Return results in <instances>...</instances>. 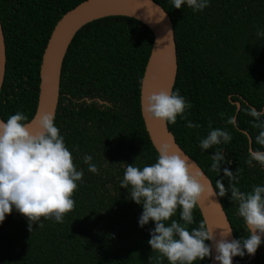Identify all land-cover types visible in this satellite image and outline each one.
I'll return each instance as SVG.
<instances>
[{"label":"trees","instance_id":"1","mask_svg":"<svg viewBox=\"0 0 264 264\" xmlns=\"http://www.w3.org/2000/svg\"><path fill=\"white\" fill-rule=\"evenodd\" d=\"M86 0H0L6 40V77L0 93V117L18 112L30 120L35 112L40 66L57 22ZM174 25L178 74L173 92L191 105L170 127L181 148L204 170L216 188L223 168L238 178L248 193L264 186V166H249V148L259 129L248 110L264 112V0H209L194 12L187 5L175 9L173 0H154ZM153 35L140 21L108 17L83 27L66 53L55 124L64 136L83 181L75 192L74 210L63 217L41 218L33 230L13 209L0 224V264H169L148 243L155 222L139 225L142 205L121 188L126 165L143 168L156 162L140 111V90ZM237 104L241 105L240 110ZM235 116L237 124H228ZM264 120V117L261 118ZM188 121L199 127L188 128ZM211 129L228 131L232 140L203 150L200 142ZM252 138V145L244 133ZM225 155L221 172L212 170L211 156ZM99 168L88 171L84 156ZM239 169V172L237 170ZM235 183V181H231ZM220 197V196H219ZM237 240L249 235L238 215L230 189L220 197ZM189 230L203 221L198 207ZM173 219L183 223L180 210ZM151 258V259H150ZM196 264H210V258ZM236 264H264V243L255 256H237Z\"/></svg>","mask_w":264,"mask_h":264},{"label":"clouds","instance_id":"2","mask_svg":"<svg viewBox=\"0 0 264 264\" xmlns=\"http://www.w3.org/2000/svg\"><path fill=\"white\" fill-rule=\"evenodd\" d=\"M173 4L175 9L187 5L198 12L209 7V0H173ZM257 34L264 35V32ZM141 103L151 119L165 124H175L178 117L187 119L183 114L191 107L179 92L170 90L153 92ZM247 114L254 118L252 127L260 130L255 143L264 147V120L261 119L264 112L253 108ZM227 122L237 124L235 116ZM186 126L199 127L191 121ZM209 127L208 135L200 142L201 149L208 150L232 140L228 131L211 129V124ZM157 151V160L151 165L140 168L127 164L121 181V188L130 189L131 199L143 207L139 225L144 227L150 221L155 222L148 241L152 250L165 257L169 264H196L212 258L213 245L217 264H233V257H243L245 253L255 256L264 243V186H255L245 193L236 186L237 176L223 168V175L229 178L230 184L226 188L223 180H218V195L224 197L230 189L231 200L238 202V215L249 235L230 241L232 230L229 227L218 240L215 228L204 221L198 228H188L194 223V210L209 195L202 173L171 145L164 144ZM211 159L212 170L221 172V162L225 160L222 151L217 149ZM254 161L264 166V151L249 148L247 163L254 166ZM84 163L89 172L99 173L92 156L85 155ZM83 176L53 114H42L29 121L24 113L18 112L7 121L0 120V224L13 209L27 218L30 232L34 224L43 227L39 223L41 218H54L62 223L63 217L74 210L73 196ZM216 194L215 190L210 193L211 196ZM178 209L183 223L173 219Z\"/></svg>","mask_w":264,"mask_h":264},{"label":"water","instance_id":"3","mask_svg":"<svg viewBox=\"0 0 264 264\" xmlns=\"http://www.w3.org/2000/svg\"><path fill=\"white\" fill-rule=\"evenodd\" d=\"M124 16L134 18L149 28L153 35V45L148 58L140 90V111L149 140L158 154V149L168 144L182 153L204 177V183L209 189V195L198 205L203 221L215 228L214 233L219 240L221 233L229 227L232 232L228 239L235 238L232 225L218 195L211 196L215 190L213 182L200 167L178 144L170 123H161L151 119L142 109V100L153 92L170 90L173 92L178 74V56L174 25L167 11L154 0H86L67 12L55 25L44 50L40 66V83L38 99L32 121L42 114H53L56 117L60 90L61 73L66 53L76 34L86 25L95 21ZM7 49L0 14V93L6 77ZM238 110L241 105L237 104ZM255 109V108H254ZM0 120L1 117H0ZM250 146L252 138L244 132ZM217 192V191H216ZM264 239V237H262ZM211 245V242H208ZM215 247L213 245L210 264H217ZM237 256L233 257V264Z\"/></svg>","mask_w":264,"mask_h":264}]
</instances>
